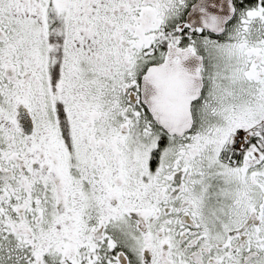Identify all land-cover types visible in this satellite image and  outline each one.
<instances>
[{
  "label": "snow or ice",
  "instance_id": "obj_1",
  "mask_svg": "<svg viewBox=\"0 0 264 264\" xmlns=\"http://www.w3.org/2000/svg\"><path fill=\"white\" fill-rule=\"evenodd\" d=\"M0 264H264V0H0Z\"/></svg>",
  "mask_w": 264,
  "mask_h": 264
}]
</instances>
